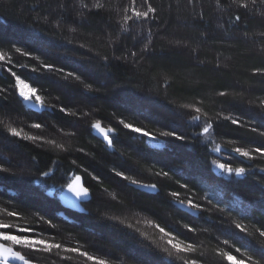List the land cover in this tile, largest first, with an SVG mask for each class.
<instances>
[{
    "label": "trees",
    "instance_id": "1",
    "mask_svg": "<svg viewBox=\"0 0 264 264\" xmlns=\"http://www.w3.org/2000/svg\"><path fill=\"white\" fill-rule=\"evenodd\" d=\"M150 2L158 17L151 21L150 50L143 52L148 43L147 27H141L145 22L129 21L128 32L120 27L129 0H0V54L5 55L0 60V167L16 173H0V222L34 229L37 237L46 240L54 236L65 247L89 250L102 259L112 257L109 264H186L192 258L201 264H229L223 252L238 259L251 252L258 259L256 254L264 246L260 235L264 173L259 171L264 156L251 149L264 146L259 116L264 112V15L251 5L241 9L232 0H220L219 5L217 0H199L194 11L187 0ZM192 15L197 16L195 22ZM46 63L62 66L63 72H45L40 66ZM13 73L28 77L37 88L44 112L23 105ZM62 106L64 113L59 111ZM174 113L199 115L201 127L185 123L190 115ZM97 119L103 128L115 129L109 133L115 139L114 151L91 129ZM253 119L256 124L250 122ZM205 120L215 126L210 140L200 136L181 143L160 137L169 128L192 136L202 131ZM121 121L147 130L163 146L155 150L146 137L125 129ZM33 123L43 127L34 129ZM10 128L21 132V137L53 139L66 151L13 137ZM216 145L219 153L212 151ZM236 147L250 151L252 159L232 152ZM217 157L232 167L246 166L245 176H217L211 166ZM37 161L41 168L56 172L44 190L31 174ZM115 170L124 171L129 179L116 177ZM72 171L90 187L87 214L62 206L61 184ZM93 175L104 181L93 180ZM132 179L155 183L157 190H138ZM185 182L188 187H180ZM49 191H54L53 198ZM172 191L179 197H172ZM189 197L201 206L197 217L176 204L177 199L187 204ZM13 209L18 218L7 215ZM105 215L116 222H101L99 217ZM159 227L171 229L172 234L164 236ZM180 238L185 244L193 242L194 249L177 254L168 241ZM16 250L38 264H93L63 248L52 253ZM169 252L172 261L167 259Z\"/></svg>",
    "mask_w": 264,
    "mask_h": 264
},
{
    "label": "snow or ice",
    "instance_id": "2",
    "mask_svg": "<svg viewBox=\"0 0 264 264\" xmlns=\"http://www.w3.org/2000/svg\"><path fill=\"white\" fill-rule=\"evenodd\" d=\"M198 2L199 0H187V6H191L194 11L196 4ZM217 3L219 5L220 0H217ZM232 3L238 5L239 8L246 10L249 9V6L251 5L253 8L256 9V11L260 12L261 15H264V7L256 8L257 4L264 6V0H247V2H245V0H232ZM96 7L100 8L103 6L97 4ZM172 7L173 6L169 4L168 10L170 13L172 11ZM177 8H179L178 4H177ZM129 12L131 13L130 15L128 14ZM157 17H158V9L152 5L150 0H129L128 6L124 9V15L122 16L123 24L120 27L124 32H128L131 30V25H129V21L137 25H139L141 21H144L145 24L141 25V27H147L148 43L144 44L142 51L148 52L150 50L149 45L151 44L152 37L154 35V33L152 32L151 21L157 19ZM203 19H204L203 15H200L199 20L203 21ZM235 19L237 21L241 20V15L237 14ZM191 20L195 22L197 20V16L192 15ZM126 25L128 27H125ZM186 26H187V19H186ZM16 51L20 52L22 55L28 54L22 52L20 48H16ZM131 55L135 57L137 53L132 52ZM4 59H5V55L0 54V60H4ZM115 59H120V57L116 56ZM105 60L107 63V58H105ZM103 66H106V64ZM40 67H42L45 72H63L62 66L58 67L52 63H46L41 65ZM30 70L32 73L37 74L36 67H32ZM73 74H74L73 72L68 73L69 76H72ZM13 75L15 76V88L21 100L27 103V102H31L33 97H35L36 105L40 107H44L42 103V97L37 94V88L31 85L29 78L26 76L21 77L16 73H13ZM76 78L79 79V77ZM220 95L224 96L225 93L221 92ZM59 111L64 113L66 109L65 107L62 106L60 107ZM194 111L196 113H199L201 110L199 107H196ZM72 115L76 116L77 114L73 112ZM84 115H87V113H85ZM173 115L177 117H180L182 115H190L191 119L190 120L186 119L185 123L189 125H194L195 129H199L201 127V121L199 115H191V113L188 114L174 113ZM259 116H260V127L264 129V112H261ZM231 122L237 125L240 124V121L238 119H232ZM250 122L252 124L257 123V121L254 119L251 120ZM121 123L123 124V127L125 129H130L131 132L133 133H138L141 136L146 137L153 141L157 140V137L150 134L147 130L134 127L131 124L125 123L124 121H121ZM31 127L34 129H41L43 125L41 123H33ZM91 129L96 130L100 135H102L104 142H106L107 144V147L114 151L115 139L110 138L109 133L114 132L115 129L111 127L106 129L103 128L98 119L96 120V122L91 124ZM214 131H215L214 123L205 120L203 121L202 131L199 133L194 131L192 136L185 135L183 132L177 131L174 128H169L166 131H161L160 137H162L165 141L175 140V141H180L181 143H187L189 141L199 140L200 136H204L206 139L210 140ZM251 131L256 132L257 128L252 127ZM9 132L13 137H21V132L17 131L16 128H10ZM260 135L264 136V131H261ZM21 138L29 141H40L41 144L43 143L52 144L54 145L55 148L66 151V149H64V146L62 144L57 143L53 139L44 140L42 137L37 135H26ZM162 146L163 145L161 143L152 144L153 148H160ZM77 150L79 151V149ZM212 151L215 153H219L221 151L220 146L216 145L212 149ZM251 151L255 153H259L260 156H264V146H256L253 149H251ZM232 152L237 153L239 154V156L244 157L246 159L249 160L252 159L250 151L245 150L244 148L236 147L232 149ZM218 160L219 157L214 158L211 161V166H213L216 170H218V173L227 175L230 178L233 176L236 178L245 176L246 166L232 167L229 166L227 163L218 162ZM53 162L56 161L54 160ZM72 163L76 164V160L73 159ZM259 171L261 173H264V168L259 169ZM0 173L12 174V175L16 174L15 172H10V170L6 167H0ZM31 174L35 178V183L39 186V188L41 190H44L47 187V180L53 179L56 175V172L50 167L41 168L39 162L37 161L31 169ZM114 175L116 177H119L121 180L127 181L129 179V175L126 174L124 171L115 170ZM163 175L168 176L169 172L165 171ZM21 178H23V174H21ZM92 179L97 180L99 182L104 181V177L99 175H93ZM131 185L135 186L136 188L144 189L147 192H155L157 190V185L155 183H141L137 179H132ZM120 187L121 188L127 187V185H121ZM180 187L187 188L188 184L186 182L182 183ZM64 190L72 194L73 199L70 201L71 207L78 208L81 212L88 211L87 205L91 203V192H90V187L82 183L81 175L76 174L75 171H72V175L68 179L64 180L63 183L61 184V191ZM262 192H264V186H262ZM170 195L172 197H179L180 194L176 191H172ZM261 203H264V200H262ZM176 204L181 208L187 207L188 209H196L197 211L201 210V206L198 203H196L192 197H189L187 199V204H185L184 200L181 199H177ZM81 205H85V206L81 207ZM7 215L9 217L18 218L20 214L13 209V210H8ZM41 218L46 222L51 223L50 218L44 216H42ZM99 219L101 222L109 223V224H114L116 222L114 217L111 215H105L99 217ZM120 223L122 224L123 222L121 221ZM236 227L240 228V225L237 224ZM9 228H10L9 224L0 222V264H12L13 261H17V260L21 261L22 264H30V257H27L26 254H22L20 251L14 250V247L6 246L8 242H10L11 245L13 246H19L25 249H30L32 251H43L47 253H52L53 249L60 250L63 248V251L65 252H78L79 256L84 257L88 261H92L93 264H109V260L113 259L112 257H109L108 259H102L99 255L92 254L89 250H80L78 247L77 248H73L70 246L65 247L63 241L57 242L54 236L52 240L49 241L43 238L32 239L26 237L25 235L20 234V233L35 231L34 229H26L21 227L19 228L18 232H15V231H9L8 230ZM159 231L163 233V235L166 237L172 234L171 229L166 231L164 227H159ZM188 231L195 232V228L188 227ZM240 231L243 232L244 229L240 228ZM178 235L179 233H176L173 236V238L175 239V236ZM260 235L264 236V231H261ZM184 241L185 238H180L175 243H173L172 240H169L168 243L171 245V248L174 249L177 254L192 251L194 249V243L190 241L187 244H185ZM225 243H227V240L225 241ZM41 245L42 248L39 247ZM236 251L240 252L241 249L237 248ZM220 254L229 262V264H264V246H261V250L256 254L259 257L258 259L254 258L251 252H247L246 255L242 254L241 258L239 259L235 255L229 252H223ZM116 259H118V257H116ZM167 259L169 261L174 260V257L172 256L171 252L168 253ZM137 264H140V262H137ZM186 264H201V262L195 258H192L186 261Z\"/></svg>",
    "mask_w": 264,
    "mask_h": 264
},
{
    "label": "water",
    "instance_id": "3",
    "mask_svg": "<svg viewBox=\"0 0 264 264\" xmlns=\"http://www.w3.org/2000/svg\"><path fill=\"white\" fill-rule=\"evenodd\" d=\"M23 102V101H22ZM23 105L27 108V109H29V110H31V111H33V112H35V113H42V112H44L45 110H46V107H45V105H44V107H40V106H38V105H36V103H35V99H32V101L31 102H23ZM95 136L97 137V138H99V139H101L103 142H104V140H103V136L102 135H100L96 130H95ZM105 144H106V142H104ZM216 175L217 176H219L220 175V173H218V171L216 172ZM82 183H83V180H82ZM136 188V187H135ZM136 189H138V190H141V191H144V192H147V191H145L144 189H141V188H136ZM156 192V191H155ZM155 192H148V193H155ZM48 195H49V197H51V198H53V195H54V191H50V192H48ZM73 199V197H72V194L71 193H69V192H67L66 190L61 194V203H62V206L65 208V209H67L68 211H71V212H73V213H78V214H87V212H81L78 208H73V207H71V204H70V201ZM186 204V203H185ZM83 205H81V207H82ZM179 209L181 210V211H184V212H186L187 214H189V215H191V216H194V217H197L198 216V211H195V210H193V209H188L187 207H184V208H181V207H179ZM6 246H9V245H6ZM10 247V246H9ZM15 250V249H14ZM12 264H22V262L21 261H13L12 262ZM30 264H38V263H33V262H31L30 261Z\"/></svg>",
    "mask_w": 264,
    "mask_h": 264
},
{
    "label": "rangeland",
    "instance_id": "4",
    "mask_svg": "<svg viewBox=\"0 0 264 264\" xmlns=\"http://www.w3.org/2000/svg\"><path fill=\"white\" fill-rule=\"evenodd\" d=\"M18 94V93H17ZM20 98V97H19ZM21 99V98H20ZM33 99H35V97H33ZM94 132H95V130H94ZM147 140H148V142H149V144H150V146L152 147V144H154V143H161L158 139L157 140H155V141H153V140H150V139H148L147 138ZM162 144V143H161ZM153 148V147H152ZM155 150H159V149H161V147L160 148H154ZM218 170H216V172H217ZM50 192V191H49ZM11 228H9L8 230L9 231H15V232H18V230H19V228H15V227H12V226H10ZM21 235H25L26 237H28V238H32V239H40V237H37L36 236V234H34L33 232H26V233H20ZM50 241V240H49ZM7 245H9L10 247H14V249H16V248H19V249H21V248H23V247H19V246H13V245H11V243L10 242H8L7 243ZM39 247H41L42 248V245L41 246H39ZM30 250V249H29ZM31 251V250H30ZM40 253H42L43 251H39Z\"/></svg>",
    "mask_w": 264,
    "mask_h": 264
},
{
    "label": "bare ground",
    "instance_id": "5",
    "mask_svg": "<svg viewBox=\"0 0 264 264\" xmlns=\"http://www.w3.org/2000/svg\"><path fill=\"white\" fill-rule=\"evenodd\" d=\"M82 180H83V179H82ZM64 191H65V190H64ZM64 191H63V192H64ZM63 192H62V193H63ZM82 207H83V206H82ZM178 208H179V206H178ZM193 210H195V209H193ZM195 211H197V210H195ZM183 212H184V211H183ZM185 213H186V212H185Z\"/></svg>",
    "mask_w": 264,
    "mask_h": 264
},
{
    "label": "flooded vegetation",
    "instance_id": "6",
    "mask_svg": "<svg viewBox=\"0 0 264 264\" xmlns=\"http://www.w3.org/2000/svg\"><path fill=\"white\" fill-rule=\"evenodd\" d=\"M16 250V249H15ZM18 251V250H17ZM31 261V260H30ZM32 262V261H31ZM33 263H35V262H33Z\"/></svg>",
    "mask_w": 264,
    "mask_h": 264
}]
</instances>
